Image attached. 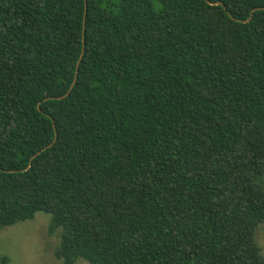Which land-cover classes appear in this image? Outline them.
<instances>
[{
	"label": "trees",
	"instance_id": "obj_1",
	"mask_svg": "<svg viewBox=\"0 0 264 264\" xmlns=\"http://www.w3.org/2000/svg\"><path fill=\"white\" fill-rule=\"evenodd\" d=\"M37 212L62 264H264V0H0V230Z\"/></svg>",
	"mask_w": 264,
	"mask_h": 264
},
{
	"label": "rangeland",
	"instance_id": "obj_2",
	"mask_svg": "<svg viewBox=\"0 0 264 264\" xmlns=\"http://www.w3.org/2000/svg\"><path fill=\"white\" fill-rule=\"evenodd\" d=\"M50 215L37 212L31 220L19 221L0 230V264H62L54 255L58 230L47 233ZM255 240L264 258V224L255 230ZM74 264H87L78 260Z\"/></svg>",
	"mask_w": 264,
	"mask_h": 264
},
{
	"label": "water",
	"instance_id": "obj_3",
	"mask_svg": "<svg viewBox=\"0 0 264 264\" xmlns=\"http://www.w3.org/2000/svg\"><path fill=\"white\" fill-rule=\"evenodd\" d=\"M85 8H86V4H85ZM252 11H254V10H252Z\"/></svg>",
	"mask_w": 264,
	"mask_h": 264
}]
</instances>
